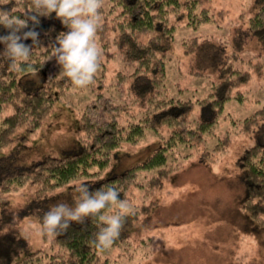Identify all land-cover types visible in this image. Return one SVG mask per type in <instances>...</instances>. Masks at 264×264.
<instances>
[{"label":"trees","instance_id":"trees-1","mask_svg":"<svg viewBox=\"0 0 264 264\" xmlns=\"http://www.w3.org/2000/svg\"><path fill=\"white\" fill-rule=\"evenodd\" d=\"M210 2L104 0L100 10L103 22L97 37L103 48L112 46L120 59L132 66L130 72H117L111 84L115 90L119 89L117 91L124 101L116 103L101 92L94 95L79 117L76 131L78 149L74 152L60 157L48 156L22 167H13L6 158H0V194L26 183L35 186L34 197L15 210L8 208L6 202H0V264H111L109 255L115 252L123 254L117 249L127 243L128 230L141 215L149 212L152 205L142 203L131 210L124 218L120 236L111 248L103 251L94 243L96 234L106 226L99 216L88 217L83 224L72 222L56 237L41 234L49 250L29 251L26 238L14 225L20 218L33 216L41 231L42 218L47 211L43 202L50 192L76 177L96 175L110 163L115 148L123 142L138 141L146 129L160 135L161 129L166 128L168 137L144 161L89 186L92 191L114 188L120 199H127L132 186H141L137 182L138 173L152 170L154 174L141 187L145 193L160 187L178 168L177 164L168 165V151L203 143L210 136L224 104L230 100H243L245 96L239 88L249 81L251 75L264 78V54L254 55L244 68L239 61V54L251 40L264 50V0H254L253 7L241 17L245 25L233 33L229 46L221 39L215 41L199 35L182 42L183 54L190 57V73L205 79L211 78L209 75L215 77L206 93L165 98L167 63L171 59L166 57L175 40L176 25L181 23L184 28L197 30L201 25L214 23L213 8L208 6ZM0 8L11 10L13 17L28 21V27L22 28L17 35L33 30L38 33L36 40L40 42L37 46L33 45L32 39L18 41L33 45V50L30 60L17 62L15 68L10 66V61L0 60V107L8 105L12 109L0 120L1 151L17 139L21 143L27 142L72 82L64 73L58 77L49 75L37 86H26L22 78L27 72L41 68L52 53L51 46H59L56 37L70 31L61 19L54 12L50 15L44 13L43 7H33L32 0H0ZM26 9L38 17V26L23 17ZM9 34L10 30L0 25V36ZM227 47L231 51L227 52ZM5 49L6 44L0 43V52ZM114 53L108 55L113 56ZM98 71L100 75L97 78L104 79L103 68ZM124 86H127L126 92L122 91ZM128 96L130 99H126ZM261 119H264V104L245 118L244 126L239 128L251 131L257 125L264 130V122L259 123ZM20 129L23 134L15 137ZM229 143L230 138L224 136L211 151L203 149L200 160L211 161L213 153L226 151ZM93 166L97 170L90 173ZM236 167L237 181L243 187L240 209L250 222L264 228V133L237 159Z\"/></svg>","mask_w":264,"mask_h":264},{"label":"rangeland","instance_id":"rangeland-1","mask_svg":"<svg viewBox=\"0 0 264 264\" xmlns=\"http://www.w3.org/2000/svg\"><path fill=\"white\" fill-rule=\"evenodd\" d=\"M253 2L211 0L208 6L213 8L214 23L201 25L197 30L184 28L181 23L176 25L175 40L166 57L171 59L167 63L165 98L206 93L215 77L209 75L211 78L205 79L190 73V57L183 54L182 42L199 35L215 41L221 39L229 46L233 33L245 25L241 17L249 12ZM104 8L107 6L104 5ZM96 41L103 53L99 69L103 68L104 79L97 78L100 75L97 71L94 84L79 88L72 83L27 142L21 143L20 139L13 141L0 151V158H6L13 167H22L48 156L60 157L74 152L78 149L76 131L79 117L94 95L101 92L116 103L124 101L118 93L119 89L115 90L111 84L117 72H130L132 66L121 60L112 46L103 48L97 36ZM243 48L244 52L239 54L243 68L254 55L264 54L254 40L247 42ZM112 52H115L113 56L108 55ZM51 56L52 53L41 68L23 75L26 86H37L49 75L58 77L64 73L57 63V57L49 59ZM237 62V66L242 68ZM239 89L245 97L241 102L230 100L224 104L210 136L203 143L168 151V165L177 164L178 168L160 187L145 193L141 186L146 184L154 171L138 173L137 182L141 186H132L127 200L132 210L142 203L152 207L128 230L127 243L117 249L123 254L115 252L108 256L111 264H264V228L250 222L240 209L243 187L237 181L236 167L237 159L264 133L257 125L251 131L240 129L244 126V119L264 104V78L252 74ZM122 91L126 92L127 86L122 87ZM126 99H130L129 96ZM11 112L8 105L0 107V120ZM124 121H127L126 117ZM145 131L138 141L123 142L115 148L110 163L96 175L76 177L66 185L55 188L45 197L43 208L48 210L51 205L61 201L74 204L77 195L72 187L74 181L90 185L121 174L132 165L144 161L168 137L166 128L161 129L160 135L149 129ZM22 134L23 130L20 129L14 136ZM224 136L230 138L226 151L213 153L211 161L200 160L201 151H211ZM96 170L93 166L89 172ZM34 190L35 186L31 183L13 187L0 194V202H6L8 208L15 210L34 197ZM116 212V206L111 205L101 215ZM14 227L26 238L29 251L39 248L49 250L48 243L41 239L35 217L20 218Z\"/></svg>","mask_w":264,"mask_h":264},{"label":"clouds","instance_id":"clouds-1","mask_svg":"<svg viewBox=\"0 0 264 264\" xmlns=\"http://www.w3.org/2000/svg\"><path fill=\"white\" fill-rule=\"evenodd\" d=\"M104 0H32L33 7H43L44 13H55L70 31L56 37L59 47L52 45V56L57 57V63L62 67L64 75L71 82L84 88L94 84L95 74L100 68L103 53L96 41L101 25V9ZM27 17L38 26L40 20L31 10H25ZM0 25L10 30V34L0 36V43L6 44V49L0 52V60L10 61L15 68L17 62L26 63L32 56L33 45L39 46L36 40L37 32L29 30L23 35H17L22 28L28 27V21L13 17L11 10L0 8ZM21 39H32L33 45L18 43ZM52 56L49 58L51 59ZM72 187L77 194L74 204L57 202L49 207L42 218L40 234L56 237L66 231L72 222L83 224L91 216H99L106 226L96 234L94 243L103 251L112 247L120 236L124 218L130 214L131 206L127 199H120V194L114 188L107 190H90L85 182H73ZM110 205L116 206L118 212L110 215H100Z\"/></svg>","mask_w":264,"mask_h":264}]
</instances>
